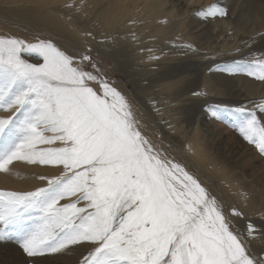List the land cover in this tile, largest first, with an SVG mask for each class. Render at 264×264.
<instances>
[{
    "label": "snow or ice",
    "instance_id": "snow-or-ice-1",
    "mask_svg": "<svg viewBox=\"0 0 264 264\" xmlns=\"http://www.w3.org/2000/svg\"><path fill=\"white\" fill-rule=\"evenodd\" d=\"M227 14L218 3L196 12ZM91 52L86 39L77 47L0 35V173L18 163L55 173L36 176L45 183L31 190L0 189V242L15 244L24 264L52 255L74 256L68 264H264V229H233L231 217L242 213L229 216L209 177L144 134ZM215 70L264 81V52ZM250 103L206 110L264 156V101Z\"/></svg>",
    "mask_w": 264,
    "mask_h": 264
},
{
    "label": "bare ground",
    "instance_id": "bare-ground-1",
    "mask_svg": "<svg viewBox=\"0 0 264 264\" xmlns=\"http://www.w3.org/2000/svg\"><path fill=\"white\" fill-rule=\"evenodd\" d=\"M213 3L226 9L227 16L206 20L196 15L198 10ZM69 4L80 10L65 6ZM0 15H8L2 18L7 25L6 35L31 39L35 34H42L64 39L77 47H83L86 39L91 55L111 66L113 74L104 76L109 84L115 88L110 79L115 75L120 78L121 89H131L132 97L125 90L121 93L133 105L144 134L154 142L152 130L146 125L153 120L178 150L191 146L194 154L183 151L184 154L201 173L208 174L221 186L230 215L232 208L242 211V217L232 218L243 233L250 223L257 230L264 229L261 201L257 202L240 186L239 176L235 177L232 170H226L222 162L214 161L205 152L198 135V122L205 116L199 110L206 103L253 108L250 101H264V84L255 86L251 77L215 70L218 65L264 50V0H0ZM23 21L29 28L15 31L14 26ZM241 24L245 28H240ZM26 31L30 34L25 37ZM84 31H91L93 36L82 37L79 33ZM193 92L203 95H193ZM138 107L143 108L141 114ZM143 114L150 120H143ZM259 119L264 120V116ZM212 139L216 141L213 136ZM19 166L27 170V165L20 163ZM37 167L34 169L55 174L45 166ZM4 177L0 173V184ZM13 245L0 242V264H24L29 259ZM260 245L261 240L257 239L253 246L259 251Z\"/></svg>",
    "mask_w": 264,
    "mask_h": 264
},
{
    "label": "rangeland",
    "instance_id": "rangeland-1",
    "mask_svg": "<svg viewBox=\"0 0 264 264\" xmlns=\"http://www.w3.org/2000/svg\"><path fill=\"white\" fill-rule=\"evenodd\" d=\"M7 17L8 15L7 16L0 15V35H6L7 33V29L5 28L7 27V25H5L2 21V18H7ZM27 28H29V24L26 23L25 21L14 26V29L17 32H20L21 30H27ZM240 28H245V26L241 24ZM29 34L30 32L26 31V34L24 36L26 37ZM29 38H32V37H29ZM55 39L61 44H67V42L64 39H61V38H55ZM262 52H264V50ZM92 58L93 60L99 61L98 67L100 69L102 67L101 71L103 73V76H107V75L110 76L109 74L111 73L113 74L110 68L111 66L109 65L107 61L103 62L99 59L98 56H94V55H92ZM103 65H106V66H103ZM105 68L108 69L109 73L107 72V70L105 71ZM235 76H238V75H235ZM110 79H112L113 81L112 83H114L115 88L120 90V92L121 90H125V89H121L120 86H118L119 83H121V82H118L120 78L114 75ZM252 82L253 84H256L255 86H263L264 84L263 81L259 82L258 80H255V79H253ZM125 91L128 92V94H131L130 88L126 89ZM131 97H132V94H131ZM158 102H161V100L156 101L155 104H157ZM217 104L218 103L208 102L204 106H202L199 110V112H202L203 115H205L204 119L202 118V122H198V135L201 138L203 149L210 157L214 159V161L222 162L226 170H229V171L232 170L234 172L232 173L233 175L235 174V177L239 176L238 178L240 179V182H241L240 186L242 185L241 187L247 190V193L249 194V196H251L255 200L257 199V202L261 201L260 206L264 209V156H262L258 152V150L255 148L254 145H250L246 141H244L242 137L239 135V133L237 131H233L229 125L221 121H218L210 116V113L206 109L209 106H215ZM230 107H233V106L231 105ZM141 109L143 110V108L138 107L140 114H141ZM145 111L147 112V110ZM192 112L194 111L192 110ZM198 115L199 113L197 114V116L195 115V119L198 117ZM184 116L188 117L187 115H184ZM257 116L258 117L264 116V112H260L259 110H257ZM142 117H143V120H146V121L150 120L147 114L145 116L143 114ZM202 124H204V126ZM146 125L150 126L152 130L151 136L154 140V143L159 145L163 151L168 152L172 156H178V153L184 154L183 151L178 150L176 147H174L173 143L167 140L166 135L163 134L164 129L159 127L157 122H154L152 120L151 124L150 123L148 124L147 122ZM204 129H207L208 132L204 131ZM207 134H209V137L207 136ZM212 136L216 138L215 139L216 141L212 139ZM219 144L221 147L216 148L215 145H219ZM186 158L188 159L187 156ZM193 164L198 169V167L196 166L194 162ZM19 165L20 163H18L14 167L13 172L11 174L5 175L4 180L2 181V184H0V189L24 191V190H31L36 186L44 185L45 181H41V180L38 181V179H36V176L37 175L49 176V175L46 174L45 172H40L39 170L34 169V167L38 168L37 165L35 166L27 165V168H26L27 170H23L22 167L24 166H19ZM242 166L244 167V170ZM247 166H248V169H247ZM202 174L208 177V174L204 173L203 171H202ZM242 175L244 176L245 180ZM249 175L252 177H256V179L252 180L251 178L248 177ZM34 178L36 180H34ZM212 182L215 185V188L218 190L219 192L218 194H220L221 198L223 199L224 204H226L225 208H227L226 209L227 214L231 216L230 207H229V204L225 200L226 197L224 196L225 195L224 191H222L221 186L217 185L215 181H212ZM237 210L242 213V211L239 210L238 208ZM240 217H242V215ZM234 220L235 218L231 217V223H232L233 229L237 232L238 231L244 232L243 229L239 227L237 225V222ZM13 247L18 249V247L15 244L13 245ZM11 254L15 256L14 251H12ZM74 258H75L74 256L64 257V256H59V255H52V256L41 257L37 259L49 260L50 262L49 264H68V262L73 260Z\"/></svg>",
    "mask_w": 264,
    "mask_h": 264
}]
</instances>
